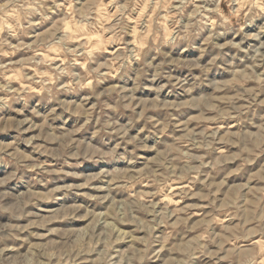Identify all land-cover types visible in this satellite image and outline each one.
<instances>
[{
  "label": "clouds",
  "instance_id": "clouds-1",
  "mask_svg": "<svg viewBox=\"0 0 264 264\" xmlns=\"http://www.w3.org/2000/svg\"><path fill=\"white\" fill-rule=\"evenodd\" d=\"M0 264H264V0H0Z\"/></svg>",
  "mask_w": 264,
  "mask_h": 264
}]
</instances>
